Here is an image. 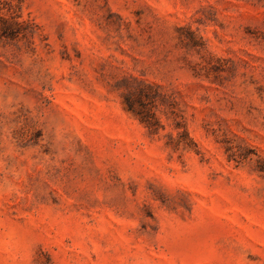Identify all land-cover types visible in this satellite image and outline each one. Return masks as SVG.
Instances as JSON below:
<instances>
[{"label": "rangeland", "instance_id": "rangeland-1", "mask_svg": "<svg viewBox=\"0 0 264 264\" xmlns=\"http://www.w3.org/2000/svg\"><path fill=\"white\" fill-rule=\"evenodd\" d=\"M0 264H264V0H0Z\"/></svg>", "mask_w": 264, "mask_h": 264}, {"label": "trees", "instance_id": "trees-1", "mask_svg": "<svg viewBox=\"0 0 264 264\" xmlns=\"http://www.w3.org/2000/svg\"><path fill=\"white\" fill-rule=\"evenodd\" d=\"M128 107H129L130 109L132 108V106H131L130 104L128 105ZM148 124H149V123H148Z\"/></svg>", "mask_w": 264, "mask_h": 264}]
</instances>
